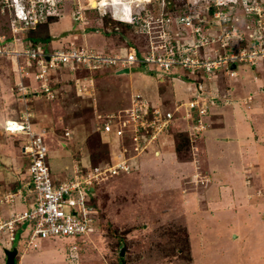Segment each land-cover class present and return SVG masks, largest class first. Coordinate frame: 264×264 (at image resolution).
Here are the masks:
<instances>
[{
    "label": "rangeland",
    "instance_id": "obj_1",
    "mask_svg": "<svg viewBox=\"0 0 264 264\" xmlns=\"http://www.w3.org/2000/svg\"><path fill=\"white\" fill-rule=\"evenodd\" d=\"M100 1L101 6H98ZM164 1H170L171 6H177L179 10H183L187 2V0H0V35L9 37L27 32V35L30 33L31 36L43 38L50 35V32L54 34L57 29H61L49 43V46H60L65 43L59 41L57 36L61 37L65 28L68 27L70 28L68 36L74 40L68 39L69 45L73 42L78 45L86 43L87 46L99 48L105 45L106 34L100 30L97 31V28L108 31L117 24L120 33L110 31L107 34L108 37L114 38L113 41L110 40L114 42L113 49L117 51L128 38L135 40L137 48H140L144 38L140 28L128 23H117L111 19L110 14H113V11L116 12V9L120 10L121 19L126 20L130 7L137 11L144 5L148 13L170 12V5L166 6L168 8H163ZM136 2L139 3L136 5ZM113 5L115 7H111ZM19 8L20 12H18ZM28 9H44L50 14L40 26H36L35 30L27 31V28L22 29V23L18 21L13 23V20L18 14L22 18ZM144 13L145 10L142 14ZM82 29H85V32L94 31L84 42L81 40ZM182 30L189 32L187 28ZM153 69L156 68L153 67ZM109 71L116 73L115 68L107 66L77 71V74L81 73L82 79L86 77L84 79L86 87L92 82L90 89L82 93L77 92L75 88V81L71 76L73 70L70 66L69 73L63 69L54 74V77L59 78L51 82L49 88L61 89V91L63 89V93L60 91L59 95L58 90L57 97L50 99L29 96L25 102L34 113L32 118L34 130L44 129L45 141L50 132L61 134L67 131L68 134L65 136L68 138V155L75 160L83 155L89 156L91 162L104 161L108 158L107 141L110 139L99 135L98 119L95 117L94 109L96 107L97 112L114 111L113 103L119 101L114 98V94H117L116 90L112 97L109 96L113 90H110L111 88L103 81L106 76L103 73L108 74ZM138 71L142 69L132 67V75L136 76ZM15 81H17V73L12 61L7 57L0 58V154L2 156L0 159V246L3 248L0 249V264H4L3 256L6 257L4 248L12 247L14 241L16 244L13 245L21 247V250L18 249L19 254L16 258L18 262H21L26 250L31 248L29 244L36 239H28L30 233L24 229L20 231L18 221H14L17 213L22 211V197L25 194V186L22 182L24 181L22 173L25 171L22 168L23 164L19 163L21 159L18 162V157L22 151L21 146L26 143L23 134H19L22 135L20 138L17 137L18 134H6L5 130L7 121L19 119L24 110L25 103L17 94ZM24 82L29 83L31 90H34L40 85L41 80L32 75ZM120 83L121 81L117 80L115 85L119 86ZM165 91V87H160V93L163 96L161 101L169 104L171 98ZM59 98L60 100L57 101ZM177 103L180 104L179 101ZM180 109L183 110L182 107ZM43 113L46 115L44 116ZM52 113L55 115L53 116ZM178 125L177 161L190 158L195 166L206 165L215 179L231 180L230 190L226 191L224 188L227 198L223 200L217 197L220 186L210 185L215 192L214 196L213 194L211 196L214 212L200 211L196 214V220L183 215L182 199L186 200L185 197L195 196L189 189L196 186L200 179L206 181L211 177L204 171H200L199 176L200 172L196 170L194 176L189 166L181 173L180 164L175 161L176 165L165 168V162L162 160L166 158L163 156L166 152L162 154L159 152L162 157L156 156L157 154L153 153L155 148L153 144L133 159L131 171L112 176L101 186L99 205L102 219L100 218L98 228L88 233L92 235L89 237L86 234L75 235V237H42L43 246L55 255L61 251L60 247H65L64 250L69 252L68 259L71 256V264H264V222L261 220V213L264 212V150L250 146L243 147V150L249 149V153L243 151L245 162L253 157L261 161L260 168L257 167L258 169L250 173L251 183L245 184V174L239 165L242 159L238 157V147H235V151H231L230 146L224 150L211 147L212 150L209 148L207 156L203 152L204 143L201 136L197 135L198 131L193 129L192 120L182 119ZM209 126L206 124L204 131H207ZM185 131L187 133H183ZM192 137L196 140L193 141ZM168 145L173 144L168 142ZM4 147L16 150L14 160L12 157L7 162L6 152L2 149ZM204 156H207L206 160L202 159L204 161L199 164V158ZM24 158L23 166L27 170L26 153ZM76 165L73 166L76 168ZM144 165H147V168H144ZM164 174L168 175L165 180ZM150 175H153L152 180L149 178ZM181 177L185 178L187 192H183L181 183L179 184ZM148 182H150L149 185ZM246 186L249 191L255 192L260 189L263 193H257L254 198L249 197L245 200L241 196H245L246 193L241 188L244 189ZM202 188L204 186L197 190L203 193ZM215 197L219 201H215ZM177 204L180 206L179 209ZM9 223L13 225L12 228L8 226ZM16 232H19V236L12 242L10 236L15 235ZM60 239L63 242H59L62 241ZM71 242L74 243L72 247H70ZM120 255L123 258H120ZM32 264L61 263L43 257L32 261Z\"/></svg>",
    "mask_w": 264,
    "mask_h": 264
},
{
    "label": "built area",
    "instance_id": "obj_2",
    "mask_svg": "<svg viewBox=\"0 0 264 264\" xmlns=\"http://www.w3.org/2000/svg\"><path fill=\"white\" fill-rule=\"evenodd\" d=\"M162 5L165 8L171 2L164 1ZM145 7L130 10L126 20L121 19L120 10L112 14L115 19L140 28L144 46L139 50L130 47L124 51L102 52L75 42L60 46L40 42L22 45L15 34L9 41L8 36L0 35V58L12 61L18 75L15 89L24 103L29 96L55 98L58 90L49 88V84L58 80L54 74L59 71L66 69L69 73V66L74 72L101 66L118 71L142 64L168 73L182 68L192 89L191 98L177 104L173 110L151 104L145 94L136 93L131 95L129 106L99 114L97 130L118 138V144L111 147L104 161L79 163L72 175L61 178L53 176L48 163L45 130H34V113L25 103L21 117L7 121L6 131L24 132L28 136L23 148L28 159V190L33 199L27 208L17 213L14 221L30 233V240L47 236L75 237L97 229L102 219L98 205L101 185L112 176L131 171L133 159L153 143L157 142L164 150L170 142L168 139L174 135L172 128L180 119L179 114L186 119L196 114L193 129L200 135L206 129L204 118L209 113V105L214 103L213 99H208L206 81L212 82L215 73L220 71L236 76V66H253L264 59V0H187L181 13L153 14ZM49 14L44 9H28L22 18L18 14L13 23L18 21L22 29H30ZM32 75L41 80L34 90L24 82ZM85 78L75 76L77 92L90 89L92 82L86 87ZM180 107L184 108V113ZM112 141H107L108 145ZM161 150H157V154ZM8 226L13 227L11 223ZM15 237L16 234L10 236L12 242Z\"/></svg>",
    "mask_w": 264,
    "mask_h": 264
},
{
    "label": "crops",
    "instance_id": "obj_3",
    "mask_svg": "<svg viewBox=\"0 0 264 264\" xmlns=\"http://www.w3.org/2000/svg\"><path fill=\"white\" fill-rule=\"evenodd\" d=\"M68 29L70 28L68 27L65 28L64 30L65 32H63L64 34L63 33L61 34V37L57 36L59 38V41H63L64 43H67V44L69 43V41H74L71 38V36H68L69 35ZM59 30L61 31V29H57V32H54V34L50 32V35H52L51 36L52 40H54V38L56 37L55 35H58L60 33L58 32ZM82 30L83 31L81 32V37H82L81 40L82 42H84V40L87 39V36L93 34L94 31L85 32V29H82ZM99 30L106 34L105 40H104L105 45L99 48H95V49H98L99 51H102V52L113 51L114 49L112 47V43L114 42H111V41H113L114 38L107 36L108 34L107 32L109 30L106 31V30H101L100 28H98L97 31ZM128 42H132L131 38H128V40H124L123 42L124 45L123 46L121 45L119 49L124 51L127 48L132 47V45H130L131 43H128ZM132 43L136 44V42H132ZM143 43H144V39L142 40V44L140 45V48L138 49H141V47L144 46ZM139 67L140 69H142V71H138L137 72L138 74L136 76L132 75V72H131L132 68L130 69L129 73H124V74H118L117 70H116V73H112L110 71L108 72V74H106V72L103 73L104 76L106 75L103 80L104 83L107 84L111 88L110 90H113L112 92L109 93V96L112 97L115 90L117 92L116 95L114 94V98H117V101L118 100L119 101L113 103V105L115 106L114 111H117L119 109L129 106L131 95L136 94V93L145 94L146 98L149 100L151 104L160 105L163 108L169 109V110H173V106L177 105L178 101L180 103H184V102H187L191 98L190 96H191L192 89L189 88L191 84L190 82L187 81L188 79L184 76V71L182 68H176L173 70V72L168 73V72L159 70V68H156V67H155L156 69H153L152 65L142 64V65L135 66V68H139ZM235 69L237 70L236 76H230L226 74L224 71H220V72L215 73L214 79L212 80V82H209L208 80L206 81L207 88L209 90L208 99L209 100L213 99L214 103H212V105H209L210 107L209 113L204 118L205 123L209 124L210 126L207 131H204L203 133L201 132L200 136H201V139L203 140L202 142L204 143L203 152L204 154L206 153L207 156H208L209 148L210 150H212L213 147H219L224 150L225 148L230 146V150L235 151L236 150L235 147H238L239 149L238 157L242 159L239 165L245 174L244 182L245 184H250L252 181L251 180L252 175L250 173L252 170L260 168L261 161H258L255 157H253V158L247 159V161L245 162V159L243 157L244 156L243 151L249 153L248 152L249 149L246 148L245 150H243V147L250 146L255 149L260 148L264 150V59L260 60L259 62H257V64L253 66L241 65V66H236ZM71 76H73L72 79L74 81L75 76L77 77L81 76V73L77 74V72L73 71ZM128 76H131V77H128ZM117 80L121 81L119 86L117 85L118 87L115 85ZM162 86L165 87V90H166L165 93L168 94V96H170L171 98V99L169 98L170 99L169 104L171 105H169L168 102L166 101H164L163 103L161 101V98H163V96L160 93V87ZM58 90H59V95H60L61 89H58ZM61 92L63 93V89ZM34 98H39V97L37 96ZM60 98L57 99V101H59ZM95 110H96L95 117H97L99 114H103V113L106 114L108 112H113V111L97 112L96 107L94 111ZM182 111L184 113V108ZM43 115L45 116L46 114L43 113ZM52 115L54 116L55 114L52 113ZM196 117L197 116L195 114L194 117H192L191 119H187V120L189 121L192 120V123H193L194 120H196ZM182 119H186V118L180 116V119H177L175 121L176 125H178V123ZM98 122L99 120L97 121V123ZM178 126H175L174 129H172L173 131H175V133L173 132L174 135L172 136L171 140L168 139L170 143H172L173 145L169 146L167 144V146H165V149L167 150H161L158 143L155 142L153 143L155 145L153 153L157 154L156 152L157 150H161L160 151L161 154L162 152H166L165 155H163L166 158L162 160L163 162H165V168L171 165H176V163H174L175 161L177 162V164L178 163L180 164L179 167L182 170L181 173L185 171L187 166L191 167V169L193 170V175L195 173V170L197 172L204 171L205 173H209L208 175L211 177L209 178V180L204 181L203 179H200L197 182L198 184L196 186L189 189V191H193L192 194H194L195 196H191L192 198L185 197L186 200L182 199V202H183L182 209L184 211L183 215H185L186 217L187 216L192 217L194 220H196V217H197L196 214H198L200 211L207 210V211L214 212L212 208L211 196L212 194L214 196L215 192H213L212 188H210V185L214 184L216 186H220V191L218 192L217 197H220L219 199L223 200L227 198L225 195V192L227 190H230L232 183H231V180L227 178H224V180L218 179V178L215 179L213 176H211L210 174L211 172L206 165L201 164L200 166L199 165L195 166L194 163L191 162L190 158H186L182 160L179 159L177 161L176 155L178 154V149H177L178 146L176 143L177 141L176 132L179 131L177 130ZM97 131L99 132L100 136H105V137L107 136L103 134L100 130H97ZM180 131L182 132V130ZM6 134L11 135V133H8V132H6ZM14 134H18V136L17 135L16 136L20 138H22V135H19V134H23L24 135L23 139L26 138V142H27V135L24 134V132H17ZM65 134H68V132L66 131L65 133L64 131V133H61V134H58L56 132L55 133L50 132V134L47 135L46 143L49 148L48 163L50 165L53 176L56 178H61L62 176L72 175L74 167H75L73 166L74 164L82 163L83 165H88L90 163L91 164L93 163L90 161L91 158H89V156H86V155L80 156L76 160L71 155H68V151H67L69 150L68 141H67L68 138L65 136ZM107 137L110 140L113 139L112 143L109 145V149H108V153H109V150L111 149V147H115L118 144L119 139L112 137V136H107ZM192 140L195 141L196 139L192 137ZM24 145L25 144L21 146L22 151L18 157L19 158L18 162L21 159L22 162L20 161L19 163L23 165L25 164V158H24L25 153H24V148H23ZM2 149L5 150L6 152L5 159L7 160V162L12 157L14 160V156H15L14 154L16 153L15 149L11 148L9 150L6 147ZM161 154L159 153V155L157 154L156 156L162 157ZM153 156H155V154ZM207 156H204L203 158L200 157L199 164L202 161L206 160ZM1 157L2 156L0 154V159ZM23 165H22V168L24 169L25 172L22 173V176H24L22 177L24 179V181L22 182H23V185L25 186L24 187L25 194L22 197L23 202L21 204L22 206L21 210H24L25 208H27L33 199V195L30 194L28 190L29 189V181H28L29 173L27 172V170H25V166ZM144 168H147V165H144ZM175 170L177 169L175 168ZM201 172L198 174L199 176ZM151 176L153 175H150L149 178L152 180ZM167 176H168L167 174L166 175L164 174V177H163L164 180L167 179ZM199 183H203V184H199ZM147 184L149 185L150 182H148ZM179 184L182 186L183 192H187L185 189L186 182H185L184 177H181L179 179ZM201 186H204V188H202L203 193L197 190ZM224 188H226V191H224ZM241 190L245 191L246 193L245 196H241L245 200H248L249 197L254 198V196H256L257 193L258 194L263 193V191H261L260 189L256 190L255 192L253 190L249 191L247 186L244 189L241 188ZM100 192H101V187H100ZM217 197H215V201H219ZM184 203H185V210H184ZM179 207L180 206L177 204V209H179ZM235 208H236V205H235ZM261 214H262L261 220L264 222V212H262ZM18 229H20V231L23 230V228L21 227H18ZM16 233H17L16 235L19 236V232H16ZM90 235H92V233L87 234L86 236L89 237ZM65 239H66V242H68L67 237H65ZM43 242L44 240L41 238H37L34 241H32L29 244L31 248L26 250L27 252L23 255V259H21L22 260L21 262L23 263H21L20 261L18 262L16 259L17 264H32V261H36L37 259H40L43 257H48L51 261L59 262L61 264H71L70 262L71 256H69V259H68L69 252H66L64 250L65 247H60L61 251H59L57 255H55L54 253H51V251H49L43 246ZM59 242H63V240ZM14 243L16 244V241H14L13 244ZM73 244L74 243L71 242L70 247H72ZM60 245H62V243ZM17 248L21 250L20 246H18ZM0 249H3V248L0 246ZM193 255L195 257L194 252H193ZM6 257L5 255L3 256L4 264H6Z\"/></svg>",
    "mask_w": 264,
    "mask_h": 264
},
{
    "label": "trees",
    "instance_id": "obj_4",
    "mask_svg": "<svg viewBox=\"0 0 264 264\" xmlns=\"http://www.w3.org/2000/svg\"><path fill=\"white\" fill-rule=\"evenodd\" d=\"M171 6V5H170ZM170 11H174L175 13H181L183 10H179V7H177V6H174V7H172L171 6V8H170ZM111 19L113 20V21H116L117 23H125V22H122V21H119V20H116V19H114L113 17H111ZM42 23H38L36 26H40ZM126 24V23H125ZM117 24H115L114 26H113V28H111V30H109L108 32H110V31H113V32H116V33H120V31H119V29H118V25L116 26ZM36 26L34 27V28H30V29H28L27 31H33V30H35L36 29ZM98 29V28H97ZM107 32V33H108ZM17 37V39H18V42H20V43H22V45H25V44H29V43H38V42H40V43H43V44H46L47 46L49 45V43H50V41H52V37L48 34V36H45V37H37V36H31L30 35V33H29V35H27V32H25V33H19L18 35H16ZM122 36H124V35H122ZM9 38H11V36H9V37H7V39H8V41H9ZM124 38V37H123ZM125 39V38H124ZM130 41V40H129ZM131 41L132 42H135V40H132L131 39ZM132 42H128V43H131L130 45H132L135 49H137V50H139L138 48H137V43L136 44H134V43H132ZM129 45V46H130ZM175 126H178V125H176V123H174L173 124V128L172 129H174V127ZM173 131V130H172ZM186 131H187V129H186ZM183 132V133H187V132ZM174 133H175V131H173ZM176 133H178V132H176ZM180 133H182V132H180ZM176 143L178 144V138H177V141H176ZM17 234V233H16ZM16 237H17V235H16ZM120 258H123V256H119Z\"/></svg>",
    "mask_w": 264,
    "mask_h": 264
},
{
    "label": "water",
    "instance_id": "obj_5",
    "mask_svg": "<svg viewBox=\"0 0 264 264\" xmlns=\"http://www.w3.org/2000/svg\"><path fill=\"white\" fill-rule=\"evenodd\" d=\"M130 69L127 68H123L117 71L118 74H124V73H129ZM4 252L6 254V264H17L16 262V258L18 255V248L16 245L12 246L11 248H6L4 249ZM122 254L124 253L123 249H122Z\"/></svg>",
    "mask_w": 264,
    "mask_h": 264
},
{
    "label": "clouds",
    "instance_id": "obj_6",
    "mask_svg": "<svg viewBox=\"0 0 264 264\" xmlns=\"http://www.w3.org/2000/svg\"><path fill=\"white\" fill-rule=\"evenodd\" d=\"M137 3V2H136ZM139 3V2H138ZM131 4V3H130ZM131 6V5H130ZM111 7H114V6H111ZM133 9V7H130V10H132ZM109 12H107V14H108ZM113 14H114V11H113ZM110 16L111 17H113V15H112V13L110 14ZM114 18V17H113ZM116 20H118V19H116ZM120 21V20H119ZM123 22V21H122ZM126 23V22H125ZM7 132V131H6ZM12 134V133H11ZM99 196H100V192H99V195H98V199H99ZM98 203H99V200H98ZM12 246H14V245H12ZM8 248H11V247H8ZM18 254H19V252H18Z\"/></svg>",
    "mask_w": 264,
    "mask_h": 264
},
{
    "label": "bare ground",
    "instance_id": "obj_7",
    "mask_svg": "<svg viewBox=\"0 0 264 264\" xmlns=\"http://www.w3.org/2000/svg\"><path fill=\"white\" fill-rule=\"evenodd\" d=\"M115 7V5H113Z\"/></svg>",
    "mask_w": 264,
    "mask_h": 264
}]
</instances>
